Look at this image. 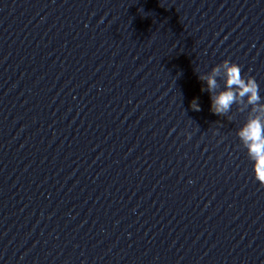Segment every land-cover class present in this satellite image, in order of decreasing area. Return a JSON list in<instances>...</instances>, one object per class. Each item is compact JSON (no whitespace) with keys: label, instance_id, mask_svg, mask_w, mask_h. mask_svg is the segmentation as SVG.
Listing matches in <instances>:
<instances>
[{"label":"clouds","instance_id":"1","mask_svg":"<svg viewBox=\"0 0 264 264\" xmlns=\"http://www.w3.org/2000/svg\"><path fill=\"white\" fill-rule=\"evenodd\" d=\"M221 73L224 90L211 96V111L217 116H223L231 110L233 104L246 101L253 106L254 111L261 114L249 119L239 130L238 136L253 160L255 180L264 187V102H261L259 85L254 77L242 76L240 66L228 59L214 66L211 72L200 74L198 78L206 83L207 91L212 93L219 86L217 78H221ZM190 107L194 111L201 110L196 99Z\"/></svg>","mask_w":264,"mask_h":264}]
</instances>
